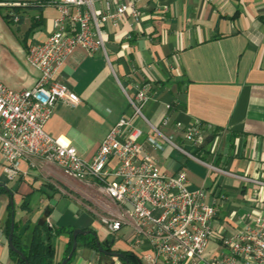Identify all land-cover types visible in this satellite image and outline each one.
I'll list each match as a JSON object with an SVG mask.
<instances>
[{
  "label": "crops",
  "instance_id": "0c3cea01",
  "mask_svg": "<svg viewBox=\"0 0 264 264\" xmlns=\"http://www.w3.org/2000/svg\"><path fill=\"white\" fill-rule=\"evenodd\" d=\"M135 5L140 14L137 23L128 19L103 29L111 68L102 54L90 55L80 47L69 56L54 79L79 101L73 106L58 101L44 129L91 161L110 128L132 115L121 87L134 96L146 85L142 114L147 122L133 120L142 130L139 143L144 153L168 176L184 172L187 188L205 189L208 202L219 197L213 228L232 236L255 213L251 188L239 177L264 180V0H135ZM57 15L53 7H0V81L7 88L33 87L38 74L26 64V53L30 45L50 35ZM166 116L169 123L164 126ZM176 122L200 123L203 146L185 143L174 128ZM150 126L171 136L198 160L185 159L158 139ZM34 162V167L22 162L21 174L10 180L0 155V184L7 190L0 193V264H17L8 242L11 218L13 236L27 250L45 210L49 231L41 232V240L53 250L52 264L65 258L74 230L89 234L77 237L67 264H100V253L85 244L93 237L105 250V241L113 239L109 251L129 253L141 264H150L143 256L152 254L151 247L136 236L130 223L112 236L102 227L100 216L116 206L96 195L90 185L66 177L57 165ZM110 166H115L114 160ZM220 249L213 239L204 257L210 259ZM111 261L126 264L118 257ZM155 264L166 263L157 258Z\"/></svg>",
  "mask_w": 264,
  "mask_h": 264
},
{
  "label": "built area",
  "instance_id": "2783aa9c",
  "mask_svg": "<svg viewBox=\"0 0 264 264\" xmlns=\"http://www.w3.org/2000/svg\"><path fill=\"white\" fill-rule=\"evenodd\" d=\"M0 7H53L58 13L45 41L28 47L26 64L38 74L33 87L11 90L0 81V155L8 179L21 174L20 164L24 161L32 167L35 159L57 165L66 177L90 185L96 195L117 207L108 208L100 216L102 227L112 236L130 223L136 236L145 238L151 247L152 254L143 256L150 264H155L157 258L166 264H264V180L239 177L251 188L254 217L232 236L214 231L221 199L208 202L205 189L189 190L184 172L172 176L162 173L139 143L142 130L133 125V120L147 122L142 114L148 98L146 85L134 96L121 87L132 115L121 117L110 128L91 161L80 158L75 147L44 129L58 101L71 106L79 101L77 95L55 81L59 70L77 47L90 55L102 54L111 68L103 29L115 28L128 19L137 23L140 14L135 0H0ZM11 17L18 22L17 15ZM168 123L166 116L162 125ZM150 128L185 159L198 160L171 136ZM174 128L185 143L195 148L203 146L200 123L184 126L176 122ZM111 160L115 161L114 167L110 166ZM205 166L220 172L211 165ZM213 239L221 249L207 259L204 252Z\"/></svg>",
  "mask_w": 264,
  "mask_h": 264
},
{
  "label": "trees",
  "instance_id": "16d2710c",
  "mask_svg": "<svg viewBox=\"0 0 264 264\" xmlns=\"http://www.w3.org/2000/svg\"><path fill=\"white\" fill-rule=\"evenodd\" d=\"M4 190L7 191L5 188H0V193L3 192ZM8 224H10V222ZM8 229H9V225H8ZM42 231H47V232L49 231V228L47 227L46 224L40 227L37 226L36 230L33 232L31 244L27 250H23L19 244V241L16 239L15 236H13L12 243L14 247L24 254V257L29 264H52L53 250L50 248L49 244H45L41 240ZM98 243L99 242L97 238L93 237L85 244L86 246H89L90 248L97 250ZM104 244L107 245L108 247L107 250H109L111 247L110 239L106 240ZM71 247H72V242L69 243V246L66 250L65 258L69 254ZM11 254L15 259V261L17 262V264H25V261H23L15 253L11 252ZM118 254L121 255V260L126 264H141L140 261L132 254L125 252L122 253L120 252Z\"/></svg>",
  "mask_w": 264,
  "mask_h": 264
},
{
  "label": "water",
  "instance_id": "95a60500",
  "mask_svg": "<svg viewBox=\"0 0 264 264\" xmlns=\"http://www.w3.org/2000/svg\"><path fill=\"white\" fill-rule=\"evenodd\" d=\"M0 188H5V186L3 184H0ZM48 216H49V211L45 210L44 213L42 214V216L40 217V219L38 220L37 225L43 226L44 224H46ZM13 232H14V219L12 217L11 223H10V231H9V235H8L9 249L13 253H15L18 257H20L23 261H25V264H29L26 261L24 254L14 247V245L12 243ZM87 234H89V232H87V231H81V230H74L73 231V233H72V242L73 243H72L71 250H70L69 254L67 255V257L64 258L60 264H67L71 260L73 254L76 250V247H77V237L80 235H87ZM112 242H113V239H110V243H112ZM97 251L100 253V264H112L111 258H115V257L121 258L120 254L115 253L113 251L103 249L101 247L100 243L97 244Z\"/></svg>",
  "mask_w": 264,
  "mask_h": 264
}]
</instances>
